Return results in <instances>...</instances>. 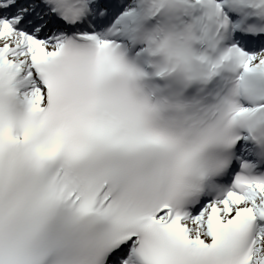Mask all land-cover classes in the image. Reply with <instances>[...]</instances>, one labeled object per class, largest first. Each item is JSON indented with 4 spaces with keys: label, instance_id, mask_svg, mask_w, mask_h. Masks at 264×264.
<instances>
[{
    "label": "snow or ice",
    "instance_id": "snow-or-ice-1",
    "mask_svg": "<svg viewBox=\"0 0 264 264\" xmlns=\"http://www.w3.org/2000/svg\"><path fill=\"white\" fill-rule=\"evenodd\" d=\"M0 264H264V0H0Z\"/></svg>",
    "mask_w": 264,
    "mask_h": 264
}]
</instances>
